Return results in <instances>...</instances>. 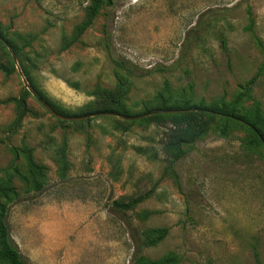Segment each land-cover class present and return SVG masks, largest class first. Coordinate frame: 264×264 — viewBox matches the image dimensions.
I'll use <instances>...</instances> for the list:
<instances>
[{
  "label": "rangeland",
  "instance_id": "obj_1",
  "mask_svg": "<svg viewBox=\"0 0 264 264\" xmlns=\"http://www.w3.org/2000/svg\"><path fill=\"white\" fill-rule=\"evenodd\" d=\"M89 4L0 0V38L21 52L10 47L17 64L0 43V64L16 67L0 70V189L20 195L0 202L26 264H133L136 254L264 264V146L237 117L258 103L264 115V0H113L65 49ZM22 66L62 117L97 113V89L120 91L131 116L163 104L237 115L215 112L207 135L177 157L171 117L59 118L26 88ZM24 89L28 113L16 125ZM25 146L44 176L29 173ZM160 228L169 234L156 242Z\"/></svg>",
  "mask_w": 264,
  "mask_h": 264
},
{
  "label": "trees",
  "instance_id": "obj_2",
  "mask_svg": "<svg viewBox=\"0 0 264 264\" xmlns=\"http://www.w3.org/2000/svg\"><path fill=\"white\" fill-rule=\"evenodd\" d=\"M112 4H113V0H90V4L86 9L85 20L82 22V24H80L77 27L75 36L69 42H67L64 48L68 49L69 47H71L74 43H76L79 40V38L86 32V30L93 25L95 19L99 15L104 5L109 6ZM1 36L4 37L0 33V37ZM5 39H7V41L10 44V47L14 50L16 55L18 57H21V52L19 51L15 42L13 40H9V38H5ZM1 41L2 40L0 39V43L2 44ZM0 70L5 72L6 74H10L13 71H16V67L14 65V62L11 63V67L0 64ZM22 70L24 71L26 79L30 83L32 88L35 91H37L52 106V108L57 113L64 116L69 115L67 111L49 102V100L46 99L43 93H41L39 89L35 86L31 74L27 71V69L22 66ZM256 79L257 78H254L251 82L248 83V85H252L253 83H255ZM29 95L30 92L27 89H24L23 93L21 94V97L17 100L19 113L16 120V125H19L28 113L27 98ZM94 95L97 97L96 98L97 103L101 106L96 107L93 111L97 113L115 111V113L118 112V114L120 113L121 115L131 116L130 109L124 104L122 93L120 91L115 92V91L97 89L94 92ZM244 95L245 94H242L240 97L242 100ZM179 108L184 109L186 111L180 114H166V115L159 114L141 120H135L136 122L148 121L152 123H160L162 120H165L166 117H171L172 124L176 128V132L172 137L170 145L177 152V157H180L183 146L188 144H193L207 135L210 129V123L214 119L215 112H223L226 115H231L229 117L230 119H227L228 122H235L233 118L235 117V115H237L235 108L219 109L216 107L206 108L203 106H189V105L177 107V106H168L165 104L159 107V109H179ZM190 108H197V109L194 111H189ZM145 111L149 112V109H146ZM237 117L248 126V129L253 136L252 142L259 143L260 145H262L264 141V115L261 112L260 104L258 103L253 109H246L243 114H240ZM121 121L124 123L135 122V121L129 122L123 120ZM228 129H229V124H226L223 128H221V134L226 136L228 133ZM22 151L25 154L29 173L35 176H44L45 167L36 163L33 155V149L28 146H25L22 149ZM62 151H64V148H62ZM62 158L64 159L65 156H63ZM35 185H37L36 189L42 190L43 186L41 184H35ZM8 192H11L13 194L14 200L20 198V195L16 193V191L13 188H9V187L0 189V196L1 194L4 195L7 194ZM140 201L141 198L140 199L138 198L126 205L118 204V203H116V205L120 209L124 208V206L125 208H132L135 204L139 203ZM8 211H9L8 206L6 204H1L0 202V264H26V261L21 255L17 245L14 243L13 239L11 238L10 227L8 224ZM153 233L157 235L156 242H159L164 240L168 236L169 229L160 228L154 230ZM133 264H176V256L170 254L167 257H165L163 260L157 262H151L146 260L143 255L136 254Z\"/></svg>",
  "mask_w": 264,
  "mask_h": 264
},
{
  "label": "water",
  "instance_id": "obj_3",
  "mask_svg": "<svg viewBox=\"0 0 264 264\" xmlns=\"http://www.w3.org/2000/svg\"><path fill=\"white\" fill-rule=\"evenodd\" d=\"M5 44L6 46H8V48H10L9 44L7 42L4 41V39L0 38ZM10 50L12 51V49L10 48ZM13 53V51H12ZM13 58L15 60V62L18 64L17 61V57L15 56V54L13 53ZM19 70L21 71L20 67ZM22 73V71H21ZM24 83L26 88L34 95V97L52 114L58 116L59 118L62 119H66L69 121H79V120H83V119H88V118H92L95 116H101V115H110V116H115L124 120H141L150 116H154V115H159V114H169V113H183L185 112V110H169V109H156V110H152L149 112H146L144 114L141 115H136V116H125V115H121L118 113H114V112H103V113H94V114H90L87 116H82V117H62L58 114L55 113V111L53 110V108L48 104V102L40 95L38 94V92H36L30 85V83L27 81V79L24 77ZM264 144V141H263Z\"/></svg>",
  "mask_w": 264,
  "mask_h": 264
}]
</instances>
